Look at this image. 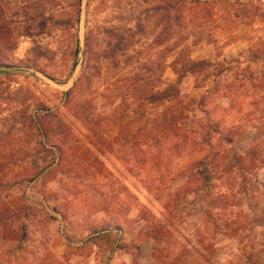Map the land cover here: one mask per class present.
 <instances>
[{
  "label": "rangeland",
  "instance_id": "1",
  "mask_svg": "<svg viewBox=\"0 0 264 264\" xmlns=\"http://www.w3.org/2000/svg\"><path fill=\"white\" fill-rule=\"evenodd\" d=\"M263 197L264 0H0V264H249Z\"/></svg>",
  "mask_w": 264,
  "mask_h": 264
},
{
  "label": "crops",
  "instance_id": "2",
  "mask_svg": "<svg viewBox=\"0 0 264 264\" xmlns=\"http://www.w3.org/2000/svg\"><path fill=\"white\" fill-rule=\"evenodd\" d=\"M253 135H254V138H253L252 144H250L249 147H247L248 150L251 148H254L257 145V141L259 140V137H261L260 133L257 132V129H255ZM258 208L264 209V197L258 203ZM255 222H257V221H255ZM114 233L117 236L116 237L117 241H118V239H120L118 242H116V245H118V244L123 245L120 248L122 252L120 254L119 253L116 254L117 257L114 260L115 264H131V262H132V264H134L136 255H134V252L131 248H128L129 246H131V244L133 242V238L131 237V235H129L127 233V231L124 228H118V229L114 230ZM128 237H130V239ZM149 243H150V240H148L146 243L142 242L140 244L141 253L144 250L145 244H149ZM154 250H156V246L154 247ZM248 252H249V259H248L249 264H264V238L260 242H258L256 244V246L252 245V250L248 251ZM157 260H158V258H157Z\"/></svg>",
  "mask_w": 264,
  "mask_h": 264
},
{
  "label": "trees",
  "instance_id": "3",
  "mask_svg": "<svg viewBox=\"0 0 264 264\" xmlns=\"http://www.w3.org/2000/svg\"><path fill=\"white\" fill-rule=\"evenodd\" d=\"M226 139H228V138H226ZM228 140H230V139H228ZM230 142H232V140H230ZM252 149H253V148L249 149L248 151H251ZM253 153H254V152L252 151L251 154H253ZM242 161H243V158H242V157H239V158H238V157L236 156V163H239V164H242V165H243L244 163H242ZM150 232H151V231H150ZM151 233H152V232H151ZM155 237H156V236H155ZM155 237H154V238H155ZM156 239H157V238H155L154 240H156ZM157 240H158V239H157ZM157 240H156V241H157ZM158 248H159V247H158Z\"/></svg>",
  "mask_w": 264,
  "mask_h": 264
}]
</instances>
